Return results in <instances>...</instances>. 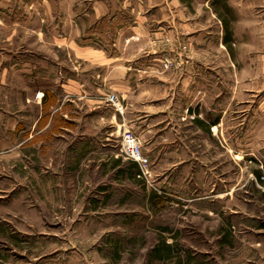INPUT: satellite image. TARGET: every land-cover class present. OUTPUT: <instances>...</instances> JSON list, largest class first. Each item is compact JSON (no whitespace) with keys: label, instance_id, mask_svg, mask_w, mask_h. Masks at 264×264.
I'll return each instance as SVG.
<instances>
[{"label":"rangeland","instance_id":"rangeland-1","mask_svg":"<svg viewBox=\"0 0 264 264\" xmlns=\"http://www.w3.org/2000/svg\"><path fill=\"white\" fill-rule=\"evenodd\" d=\"M83 81L98 104L65 97L45 128L28 118L20 163L0 161V264H264V149L249 133L184 119L150 176L121 175L119 113L104 99L115 90Z\"/></svg>","mask_w":264,"mask_h":264},{"label":"crops","instance_id":"crops-1","mask_svg":"<svg viewBox=\"0 0 264 264\" xmlns=\"http://www.w3.org/2000/svg\"><path fill=\"white\" fill-rule=\"evenodd\" d=\"M104 16L117 26L113 41L80 43L84 28ZM86 79L100 92L115 90L123 105L117 126L137 124L149 158L179 147L168 132L184 119L208 135L249 133L259 152L264 0H0V161L20 163L32 137L28 118L31 129L36 117L45 128L65 97L98 104ZM254 174L263 183L264 173Z\"/></svg>","mask_w":264,"mask_h":264},{"label":"built area","instance_id":"built-area-1","mask_svg":"<svg viewBox=\"0 0 264 264\" xmlns=\"http://www.w3.org/2000/svg\"><path fill=\"white\" fill-rule=\"evenodd\" d=\"M161 65L163 69L167 70L173 66V61L169 57H164L161 60ZM105 99L114 106L116 111L120 113L122 112L123 105L121 99L116 94L108 93ZM121 152L126 159L137 163L143 177L147 178L150 176L151 171L149 158L144 155L141 141L133 132L131 125L122 127Z\"/></svg>","mask_w":264,"mask_h":264},{"label":"trees","instance_id":"trees-1","mask_svg":"<svg viewBox=\"0 0 264 264\" xmlns=\"http://www.w3.org/2000/svg\"><path fill=\"white\" fill-rule=\"evenodd\" d=\"M107 20L108 17H101L96 20L91 26L84 28V30L82 31V35L79 38V42L82 44H93L98 47H103L102 44L99 42V40L102 39L107 41L108 43H111L114 39V33L117 26H112L108 24ZM120 163L121 161L119 159L115 161V165L118 167L116 170L117 173L121 175L124 173H128L129 176H133L134 174L140 173L139 167L135 161L129 160L127 168L119 166ZM155 198L158 199V196L154 192L152 194L153 203H157V200ZM164 246V249L168 251L172 245L164 244Z\"/></svg>","mask_w":264,"mask_h":264}]
</instances>
